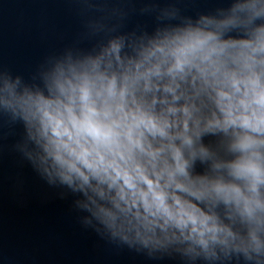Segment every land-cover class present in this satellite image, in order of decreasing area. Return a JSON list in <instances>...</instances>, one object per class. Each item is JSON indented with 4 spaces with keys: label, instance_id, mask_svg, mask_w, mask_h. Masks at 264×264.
I'll return each instance as SVG.
<instances>
[{
    "label": "clouds",
    "instance_id": "1",
    "mask_svg": "<svg viewBox=\"0 0 264 264\" xmlns=\"http://www.w3.org/2000/svg\"><path fill=\"white\" fill-rule=\"evenodd\" d=\"M227 11L134 54L117 37L96 55L52 56L43 89L4 74L0 109L26 124L40 149L29 159L82 190L113 237L264 264V0ZM231 29L242 32L223 38ZM197 160L207 168L194 177Z\"/></svg>",
    "mask_w": 264,
    "mask_h": 264
},
{
    "label": "water",
    "instance_id": "2",
    "mask_svg": "<svg viewBox=\"0 0 264 264\" xmlns=\"http://www.w3.org/2000/svg\"><path fill=\"white\" fill-rule=\"evenodd\" d=\"M236 0H0V76L19 88L43 89L52 56L96 55L112 39L130 45L197 23L201 15L222 19ZM223 8L224 11H218ZM231 29L224 37H239ZM44 66V67H42ZM216 137L206 135L205 143ZM40 151L26 124L0 109V264H250L243 256L218 259L185 253L186 242L162 246L125 243L83 207L87 198L34 164ZM197 160L192 175L204 174ZM205 211L209 209L204 205ZM223 205L219 211H223ZM89 221H91L89 223ZM158 235L159 230H158Z\"/></svg>",
    "mask_w": 264,
    "mask_h": 264
}]
</instances>
